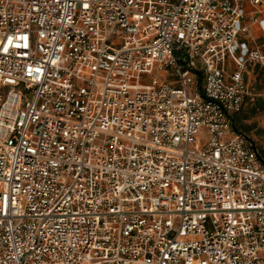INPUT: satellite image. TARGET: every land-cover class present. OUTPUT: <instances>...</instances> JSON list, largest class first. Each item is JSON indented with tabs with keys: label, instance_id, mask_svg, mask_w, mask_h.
<instances>
[{
	"label": "built area",
	"instance_id": "2783aa9c",
	"mask_svg": "<svg viewBox=\"0 0 264 264\" xmlns=\"http://www.w3.org/2000/svg\"><path fill=\"white\" fill-rule=\"evenodd\" d=\"M255 69L264 0H0V264H264Z\"/></svg>",
	"mask_w": 264,
	"mask_h": 264
},
{
	"label": "rangeland",
	"instance_id": "374dc122",
	"mask_svg": "<svg viewBox=\"0 0 264 264\" xmlns=\"http://www.w3.org/2000/svg\"><path fill=\"white\" fill-rule=\"evenodd\" d=\"M246 80L249 91L256 96H253V100L249 98L245 102L242 110L235 114V121L238 122L240 132L254 143L264 159V71H249ZM254 105L256 110L252 112L251 107Z\"/></svg>",
	"mask_w": 264,
	"mask_h": 264
},
{
	"label": "trees",
	"instance_id": "16d2710c",
	"mask_svg": "<svg viewBox=\"0 0 264 264\" xmlns=\"http://www.w3.org/2000/svg\"><path fill=\"white\" fill-rule=\"evenodd\" d=\"M258 100H261V99H258ZM258 102H259V101H258ZM262 102H263V101H262ZM255 110H256V107H255V105H254V107H253V106L251 107V111H252V112H255ZM238 113H239V112H238ZM238 113H237V114H238ZM237 114H236V115H237ZM236 115H234V118H233V127L235 128L236 131H238L239 133H241L240 130H239V128H238V126H237V123H238V122L235 121V116H236ZM241 134H242V133H241ZM259 155H260V154H259ZM260 158H262V157L260 156ZM262 160H264V159L262 158Z\"/></svg>",
	"mask_w": 264,
	"mask_h": 264
},
{
	"label": "crops",
	"instance_id": "0c3cea01",
	"mask_svg": "<svg viewBox=\"0 0 264 264\" xmlns=\"http://www.w3.org/2000/svg\"><path fill=\"white\" fill-rule=\"evenodd\" d=\"M257 70V72H259V71H264V70H261V69H256Z\"/></svg>",
	"mask_w": 264,
	"mask_h": 264
}]
</instances>
